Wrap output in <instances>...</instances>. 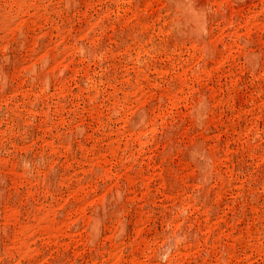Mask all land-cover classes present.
I'll use <instances>...</instances> for the list:
<instances>
[{
	"label": "rangeland",
	"instance_id": "374dc122",
	"mask_svg": "<svg viewBox=\"0 0 264 264\" xmlns=\"http://www.w3.org/2000/svg\"><path fill=\"white\" fill-rule=\"evenodd\" d=\"M0 264H264V0H0Z\"/></svg>",
	"mask_w": 264,
	"mask_h": 264
}]
</instances>
